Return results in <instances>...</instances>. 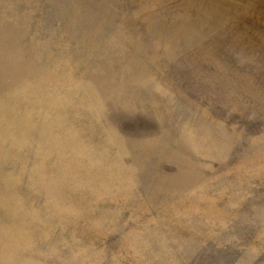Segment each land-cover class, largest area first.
<instances>
[{
    "label": "rangeland",
    "instance_id": "1",
    "mask_svg": "<svg viewBox=\"0 0 264 264\" xmlns=\"http://www.w3.org/2000/svg\"><path fill=\"white\" fill-rule=\"evenodd\" d=\"M0 264H264V0H0Z\"/></svg>",
    "mask_w": 264,
    "mask_h": 264
}]
</instances>
